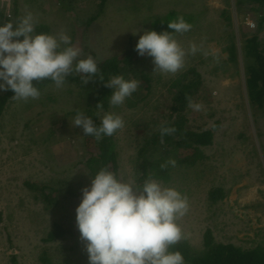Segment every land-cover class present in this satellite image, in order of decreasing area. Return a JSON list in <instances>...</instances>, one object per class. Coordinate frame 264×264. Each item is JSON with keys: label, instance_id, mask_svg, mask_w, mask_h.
<instances>
[{"label": "rangeland", "instance_id": "374dc122", "mask_svg": "<svg viewBox=\"0 0 264 264\" xmlns=\"http://www.w3.org/2000/svg\"><path fill=\"white\" fill-rule=\"evenodd\" d=\"M101 3L0 0V9L12 22L32 13L36 25H47L50 33H67L81 49V58L91 56L97 64L136 49L139 35L158 17L173 11L177 18L184 17L191 30L175 36L188 53L184 67L175 74L161 73L154 71L151 57L138 54L136 69L151 76V93L144 94L135 108L127 99L123 105L109 108L125 122L114 135L118 178L137 184V140L156 128L153 120L169 118L171 80L195 67L203 84L192 103L202 107L185 112L186 125L193 131L211 129L214 143L201 147L202 157L195 167L176 166L169 183L156 180L187 198L189 210L177 221L185 236L181 241L200 250L206 231L211 230L219 242L244 249L264 247V112L250 104L247 70L254 58L246 52V41L256 32L259 50L264 49V6L247 0H106L100 10ZM83 22L91 24L82 33L83 28L77 27ZM135 31L139 33L134 35ZM232 44L236 59L230 57ZM192 45L199 49L194 55ZM81 90L76 82H66L61 88L50 83L40 89L38 99L25 102L11 98L0 118V264H89L80 233L44 241L57 223L77 226L73 211L82 193L46 209L35 199L37 193L26 186L29 181L58 188L57 182L65 180L74 184V190L90 185L83 161L87 143L94 139L70 121L77 112L89 116V101L84 88L80 94ZM4 93L0 91V96ZM141 117L143 126L138 120ZM213 188L225 191V197L215 204L209 198ZM59 193L62 198L67 191ZM44 249L46 254H42Z\"/></svg>", "mask_w": 264, "mask_h": 264}, {"label": "clouds", "instance_id": "9594fccd", "mask_svg": "<svg viewBox=\"0 0 264 264\" xmlns=\"http://www.w3.org/2000/svg\"><path fill=\"white\" fill-rule=\"evenodd\" d=\"M36 24L32 13L0 23V91L11 90L12 98L27 102L40 97V81L51 80L61 88L73 73L80 74L84 84L94 80L99 69L93 57L81 58V49L67 33H37ZM191 27L181 16L169 22L167 30H144L136 51L152 58L154 71L175 74L184 67L188 53L174 34L186 33ZM190 51L194 55L199 49L192 45ZM105 85L112 89L110 105L117 108L137 91L139 82L114 75ZM189 106L196 111L202 107L191 101ZM70 121L97 141L125 126L115 112L105 113L99 125L83 112ZM160 131L163 136L175 129L162 126ZM169 164L174 167L176 162L161 167ZM90 176L91 183L82 189L76 208V224L89 264H185L182 253L171 249L185 238L177 221L189 210L186 196L156 179L142 185L121 180L107 168Z\"/></svg>", "mask_w": 264, "mask_h": 264}, {"label": "trees", "instance_id": "16d2710c", "mask_svg": "<svg viewBox=\"0 0 264 264\" xmlns=\"http://www.w3.org/2000/svg\"><path fill=\"white\" fill-rule=\"evenodd\" d=\"M106 0H102L100 4L103 10ZM254 2L257 5L264 6V0H247ZM15 17H18V10L14 9ZM100 15V12H99ZM177 18L176 12H169L163 17H158L149 27V30L155 29L158 31L167 30L169 22ZM94 20V19H93ZM11 21L5 15L3 9H0V23H6ZM12 22V21H11ZM91 22H83L78 24V30L84 32V28L88 27ZM261 23L257 26V31L260 29ZM87 29V28H86ZM85 29V30H86ZM77 30V31H78ZM171 31V30H169ZM36 32L50 33V29L45 24L36 25ZM175 36L177 34H174ZM76 36V35H75ZM76 41V40H75ZM259 42L257 32L253 34L251 38L246 41V52L252 55L253 62H250L247 70V86L250 101L253 106L257 105L264 112V49L259 50ZM230 57L236 59V51L234 44L230 46ZM138 53L136 49L131 48L124 57H114L101 61L98 64V74L94 77V80L89 81L88 84L83 83L81 76H75L71 74L66 82H76L80 84L83 92V88L88 98L89 104L87 106V112L89 116L93 118L95 123L99 125L102 116L109 112L110 103L109 98L112 89L106 87L107 82L114 75H122L125 79H140L139 86L136 92L131 97L127 98L128 105L131 108H135L142 98L146 97V94H150L152 90V78L143 70L137 71L135 63ZM50 83H54L51 80H44L38 83L39 90ZM203 84L202 76L197 69L191 68L182 76L171 80L169 88L170 92V106L169 118L159 121L153 120L155 128L150 134L141 135L138 138V154L135 160V176L137 184L142 185L148 179L163 180L165 183H169L173 179V172L176 166H184L185 168L195 167L197 159L202 157L201 147L211 146L214 143V133L211 129L202 131L190 130L187 128V120L185 112L190 108L189 102H193L197 98L200 87ZM143 89L144 92H140ZM143 94V95H142ZM145 97H142L144 96ZM14 93L11 90L5 91L0 96V118L3 116L7 109V103L12 98ZM103 110V114H102ZM101 112V113H100ZM144 117L139 118L141 124L145 125ZM146 126H149L148 123ZM174 128L175 131L171 134L161 135V127ZM115 135V134H114ZM114 135L105 136L100 141H97L93 137L94 141L87 143V156L84 159V164L88 169V175H95L100 169L107 168L117 175L118 173V152L115 149ZM140 141V142H139ZM193 150L190 156L189 150ZM182 152L180 157H177V153ZM189 155V154H188ZM175 160L176 164L173 167L169 164L167 167H161L168 161ZM118 177V175H117ZM58 188L51 187L45 184H33L29 181L26 182V186L35 191L37 194L35 199L41 200L45 204L46 209L48 205L64 204L70 198L79 197L82 190H74V184L72 182L58 181ZM66 190L67 194L60 197L59 191ZM225 197V191L222 188H213L209 191V198L212 204L217 203L219 200ZM72 203H70L71 206ZM76 217V211H73ZM79 233L78 227L74 224H70L64 227L62 223H57L54 229L48 233V236L44 238L45 242L55 241L65 238L68 234L76 236ZM203 248L200 250L194 249L187 241H180L176 245L172 246L173 251H180L184 257L185 264H264V247L258 245L253 249H244L236 246L232 243H223L215 239L211 230H207L204 235ZM72 250V247H70ZM46 254V251L42 254ZM46 260V258H45Z\"/></svg>", "mask_w": 264, "mask_h": 264}]
</instances>
